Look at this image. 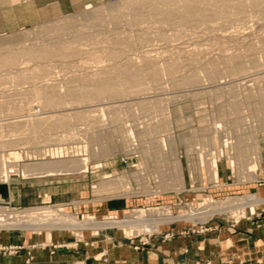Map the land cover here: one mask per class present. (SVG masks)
Instances as JSON below:
<instances>
[{
  "label": "rangeland",
  "instance_id": "374dc122",
  "mask_svg": "<svg viewBox=\"0 0 264 264\" xmlns=\"http://www.w3.org/2000/svg\"><path fill=\"white\" fill-rule=\"evenodd\" d=\"M123 1L43 10L33 25L0 30V56L6 55V63L0 62V162L5 159L9 172L0 186L12 192L11 198L0 193V211L26 221L0 226V237L53 231L86 242L85 232H111L115 244L123 239L133 250L146 251L176 238L206 239L220 226L237 229L264 213V4L215 2L209 5L214 15L204 22L175 24L136 22L131 9L117 8ZM63 21L69 25L46 31ZM47 46L61 49L38 52ZM33 48L35 58L28 52ZM39 53L45 56L36 58ZM236 60L239 69L231 67ZM119 65L136 75L118 73ZM96 78H116L113 86L121 90L95 95ZM38 88L60 95V106L45 108ZM43 119L50 124L33 129V120ZM81 158L83 170L23 174L26 165ZM212 160L215 177L208 170ZM246 196L253 201L201 211ZM67 219L77 225L64 224ZM0 245L22 246L17 253L24 250L26 264L29 252L34 264L33 244ZM189 257L176 264H233L231 258L191 263ZM101 260L108 264L105 254ZM239 264H264V256Z\"/></svg>",
  "mask_w": 264,
  "mask_h": 264
},
{
  "label": "crops",
  "instance_id": "0c3cea01",
  "mask_svg": "<svg viewBox=\"0 0 264 264\" xmlns=\"http://www.w3.org/2000/svg\"><path fill=\"white\" fill-rule=\"evenodd\" d=\"M101 1L104 0H0L1 19L5 17L6 12V21L0 20V30L3 27L33 25L41 19L43 10H51L54 13L72 11L86 3ZM11 195L9 186L2 196L11 198ZM220 227L218 231L209 233L206 239L176 238L171 242L161 243L156 249L148 248L146 251L133 250L123 239L115 244L116 234L111 232H103L98 236H89L85 232L86 242L53 231H49V235L46 232L33 238L4 235L0 237V243L24 246L33 244L34 264H105L101 260L104 254L108 258V264H176L187 255L192 257H189L191 263H219L231 258L233 264H239L241 261H254L257 257L264 256V213L259 218L242 221L237 229ZM60 243L70 245L53 247ZM24 253V250H21L17 254L0 255V264H25ZM159 255L162 256V262H159Z\"/></svg>",
  "mask_w": 264,
  "mask_h": 264
},
{
  "label": "bare ground",
  "instance_id": "6f19581e",
  "mask_svg": "<svg viewBox=\"0 0 264 264\" xmlns=\"http://www.w3.org/2000/svg\"><path fill=\"white\" fill-rule=\"evenodd\" d=\"M161 1H163V0H125V1H123L117 8H129V9H131L130 11L131 12H133L132 13V18H133V20L134 21H136V22H138V21H148L149 19L150 20H153V19H156V20H158V21H162V22H164V21H166V20H170V21H172V22H174L175 24H180V23H182V22H184V21H191V22H193V21H203V20H206L207 18H209L211 15L213 16L214 14H212L213 12L211 11V7L209 6V5H211L212 6V4H214L215 2H223L224 0H183L182 2H178V3H176V4H174V5H172V6H168V7H161V6H159V3L158 2H161ZM227 1V0H226ZM235 1V0H234ZM247 1V3H249V4H252V5H260V4H264L263 2H264V0H246ZM225 2V1H224ZM158 3V5L157 6H155L154 4H157ZM139 5H145L144 6V8H140V7H137L136 8V6H139ZM153 5V6H152ZM143 7V6H142ZM111 12V11H110ZM108 13V14H111V13H113V12H111V13ZM217 13V12H216ZM102 13H100V12H97L96 13V18L98 19V17H100V15H101ZM107 14V15H108ZM113 15H115V14H113ZM103 16V15H102ZM211 16V17H212ZM111 17H112V15H111ZM93 18H95V15H93ZM95 18V19H96ZM115 18V17H114ZM211 19V18H210ZM227 19V18H226ZM155 20V21H156ZM63 22H64V24H63ZM60 25H50L48 28H46L47 30L46 31H49V30H54V31H57L58 29H62L63 28V25H65V22L66 21H63ZM204 22V21H203ZM67 24H68V21L66 22ZM66 24V25H67ZM69 25V24H68ZM42 30H44V29H42ZM46 31H45V33H46ZM59 31V30H58ZM43 32V31H42ZM58 33V32H57ZM117 40V39H116ZM118 41V40H117ZM122 42V41H121ZM58 44H60V43H58ZM57 45V44H56ZM58 46V45H57ZM48 47V48H47ZM47 47H45L46 49H44L45 51H47V52H45V51H43V49L42 48H40V49H37L38 50V52H41L42 54L44 53L45 55L46 54H50L53 50H57V49H61V47L59 48H54V47H51V46H47ZM64 47V46H63ZM44 48V47H43ZM36 49V48H35ZM42 49V51H39V50H41ZM63 49H65V48H63ZM35 50H34V48L33 49H28V52H30V56H32L33 54H31V53H33ZM60 51V50H59ZM67 50H63V51H61V52H66ZM36 52V51H35ZM34 52V54H36V53H38V52H36L35 53ZM60 52V53H61ZM117 52H118V50H117ZM112 53V52H111ZM114 53H116L115 51H114ZM113 53V55H112V57H117V55L119 56V54H114ZM42 54H40L39 53V55L36 57V58H39V56H40V58H42L43 56H45V55H42ZM4 55V54H3ZM8 55V54H7ZM41 55H42V57H41ZM27 56V55H26ZM29 56V57H30ZM9 57H10V60L11 61H13L12 59L14 58V56L11 54H9ZM12 58V59H11ZM32 58H35V57H33L32 56ZM39 58V59H40ZM5 59H6V55L5 56H0V62L2 63V61H5ZM9 60V61H10ZM15 60V59H14ZM10 61V62H11ZM10 62H8V63H10ZM14 62V61H13ZM5 63H6V61H5ZM12 63V62H11ZM10 63V65H12ZM127 64V63H126ZM3 66L5 65L4 64V62H3V64H2ZM118 65V64H117ZM116 65V66H117ZM241 64H240V61L239 60H236L235 62H233L232 63V68L233 69H239L241 66H240ZM0 66H1V64H0ZM2 66V67H3ZM5 66H7V65H5ZM4 66V67H5ZM9 66V65H8ZM123 66V68H124V70H123V68L121 69V70H119V72L118 73H120V74H124V75H127V77L128 76H133V75H136L135 74V72H133L132 70H130L129 68H125L124 67V65H122ZM122 66H118L119 68L120 67H122ZM128 66V65H127ZM4 67H3V69H4ZM128 67H132V66H128ZM154 72V71H153ZM150 74V73H149ZM26 75V74H25ZM152 77H154L155 75H154V73H152V71H151V74H150ZM149 75V76H150ZM24 76V75H23ZM194 77H195V75H193ZM193 76H190L191 78H193ZM19 77H21L20 75H19ZM18 77V78H19ZM31 77V76H30ZM30 77H28L29 79H32V78H30ZM189 77V79H191ZM23 78V77H22ZM101 78V77H100ZM130 78V77H129ZM25 79V78H24ZM116 79V78H115ZM115 79L114 78H104L103 80L102 79H99V78H96V79H94L95 81V87L94 88H92V89H94L95 91H96V94L95 95H99V94H101L102 92H104V91H107V90H110L111 91V93L114 95V94H116L118 91H120L121 89L119 88V87H116V86H113L114 84H115ZM195 79V78H194ZM17 80V79H16ZM21 80V79H20ZM192 80V79H191ZM192 81H194V80H192ZM191 81V82H192ZM31 82H33V81H31ZM138 83V82H137ZM136 82H134V84H137ZM88 85V84H87ZM45 88V87H44ZM44 88H38L39 89V92H40V94L42 95V99H43V101H42V99H41V101L43 102V105H44V107L47 105V106H57V105H59V104H61L62 103V99H61V96L60 95H55V93L54 94H45V92H43V91H45L46 89H44ZM140 89V88H139ZM37 90V89H36ZM47 91V90H46ZM37 92V91H36ZM47 93V92H46ZM73 98H77V99H79V98H81L80 96H73ZM39 104H40V102H39ZM38 104V105H39ZM41 105V104H40ZM42 105V106H43ZM60 106V105H59ZM46 108V107H45ZM32 122V121H31ZM54 123H57V125L59 124H62L61 122L60 123H58V122H54ZM46 124H50V123H46ZM45 124V122H44V119L43 120H33V122L31 123V126L33 127V129H35V130H37V131H39V130H42L43 128H45L46 126H48V125H46ZM53 125H55V124H53ZM23 129H24V127H23ZM226 140V139H225ZM225 140H223V141H225ZM11 142L12 143H14V142H16L15 140H11ZM224 143V142H223ZM203 153V152H202ZM203 157V156H202ZM210 157V156H209ZM85 158V157H84ZM81 161L80 162H78L77 160L76 161H71V160H59V161H56V162H54L53 161V163L52 162H48V161H45V162H41V163H36V164H30V165H26V169H23V174H37V173H46V174H55V173H60V172H66V171H71V170H74V169H81L82 168V170L83 169H85V167L86 166H84V159L83 158H81L80 159ZM3 162H0V180H2V181H4L6 178H7V173H9L8 172V169H7V163H5V159L4 160H2ZM214 160H212V161H210V164H209V168H208V170H211V174H212V176H214L215 177V170H214V168H213V166H214ZM3 163V164H2ZM179 161L177 160V161H175V165H174V168H176V174H177V176H175L176 178H177V180L179 181L180 180V187L179 188H182L183 186H182V184H181V178H180V176H181V172H180V170H179ZM10 165H12V164H10ZM9 168V167H8ZM22 169V168H21ZM6 182V181H5ZM106 182V181H105ZM113 188V187H112ZM254 197H251V196H246V197H242V199L240 198V199H237V200H231V199H226L225 201H222L221 203H213V204H208L210 207H206V208H204L203 207V209L201 210L202 211V213H209V214H212V213H214V212H216V211H224V210H227L228 208L230 209V208H233L234 206H236V205H238L239 206V204H246V203H250V202H252ZM207 205V206H208ZM30 209H33V208H30ZM35 209V208H34ZM38 209V208H37ZM37 209H35V210H37ZM45 209H43V211H44ZM21 211V210H20ZM28 209L27 210H22L21 212H23L24 214L25 213H27L28 214ZM32 211V210H31ZM30 211V212H31ZM41 211V210H40ZM198 211V210H197ZM135 212V211H134ZM194 212H196L195 210H194ZM38 213V212H37ZM158 213V212H157ZM10 214V211H0V226H11V225H16V226H24V222H26L25 220H20V221H17V220H15L11 215H9ZM12 214V213H11ZM19 214H20V212H19ZM23 214V215H24ZM30 214V213H29ZM41 214V213H40ZM40 214H38V215H40ZM47 214V213H46ZM189 214V213H188ZM26 215V214H25ZM41 215H43V214H41ZM40 215V216H41ZM149 215V214H148ZM183 215V214H182ZM192 215H193V213H192ZM198 215V214H197ZM48 216V215H47ZM180 216V215H179ZM186 216V215H185ZM200 216V215H199ZM25 217V216H24ZM23 217V218H24ZM26 217H27V215H26ZM58 217V216H57ZM60 217V216H59ZM63 217V216H62ZM139 217V216H138ZM183 217H184V215H183ZM135 218V217H134ZM160 218V217H159ZM161 218H164V217H161ZM166 218V217H165ZM188 218V217H187ZM38 219V218H37ZM53 220H54V218H53ZM127 220V219H126ZM158 220V219H157ZM57 221H59V220H57ZM67 221L68 222H66V221H63V223L64 224H66V225H77V222L75 223V222H73L72 220L70 221L69 219H67ZM86 221V220H85ZM60 222V221H59ZM108 222V221H107ZM116 222H118V221H116ZM84 223V222H83ZM82 223V224H83ZM93 223V222H92ZM101 223V222H100ZM94 224V223H93ZM95 224H96V222H95ZM153 224V223H152ZM29 225V224H28ZM84 225H88L89 226V223L88 224H84ZM144 225V224H143ZM27 226V225H26ZM25 226V227H26ZM97 228V227H96ZM48 235V234H47Z\"/></svg>",
  "mask_w": 264,
  "mask_h": 264
},
{
  "label": "built area",
  "instance_id": "2783aa9c",
  "mask_svg": "<svg viewBox=\"0 0 264 264\" xmlns=\"http://www.w3.org/2000/svg\"><path fill=\"white\" fill-rule=\"evenodd\" d=\"M22 248V246H18V245H8V246H2L0 245V252L4 253H8V254H14L17 253L20 249ZM28 257L26 259V264H31V259L32 256L30 255L29 252H27Z\"/></svg>",
  "mask_w": 264,
  "mask_h": 264
},
{
  "label": "water",
  "instance_id": "95a60500",
  "mask_svg": "<svg viewBox=\"0 0 264 264\" xmlns=\"http://www.w3.org/2000/svg\"><path fill=\"white\" fill-rule=\"evenodd\" d=\"M5 189H6V186L5 185H1L0 186V193L2 194Z\"/></svg>",
  "mask_w": 264,
  "mask_h": 264
}]
</instances>
